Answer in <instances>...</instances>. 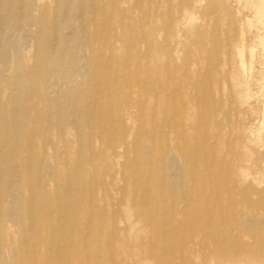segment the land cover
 Instances as JSON below:
<instances>
[{"label": "rangeland", "instance_id": "1", "mask_svg": "<svg viewBox=\"0 0 264 264\" xmlns=\"http://www.w3.org/2000/svg\"><path fill=\"white\" fill-rule=\"evenodd\" d=\"M71 1L0 0V141L15 127L23 137L17 159L0 147V264H154L167 247L171 264H227L216 247L249 264L244 246L264 248L254 0ZM125 99L140 109L126 134L115 110ZM63 113L79 118L83 141L53 129ZM176 144L182 169L161 161ZM176 198L166 224L162 204Z\"/></svg>", "mask_w": 264, "mask_h": 264}, {"label": "bare ground", "instance_id": "2", "mask_svg": "<svg viewBox=\"0 0 264 264\" xmlns=\"http://www.w3.org/2000/svg\"><path fill=\"white\" fill-rule=\"evenodd\" d=\"M71 1V0H70ZM90 1V0H89ZM72 2V1H71ZM70 4V3H69ZM84 4V3H83ZM68 5V4H67ZM1 6V5H0ZM68 7V6H67ZM89 7H90V5H89ZM94 7H95V5H94ZM70 8V7H69ZM252 8V7H251ZM63 9H64V7H63ZM254 9H255V14H256V18H257V21L259 22V23H262L263 21H264V0H254ZM67 10H69V9H67ZM83 11L85 12V10H84V8H83ZM67 12V11H66ZM69 13V12H68ZM68 13H67V15H68ZM56 16V15H55ZM34 17V16H33ZM76 17V16H75ZM84 18V17H83ZM82 19V18H81ZM37 23H38V25L39 26H41V25H43V23H44V15H42V16H40L38 19H37ZM76 23V22H75ZM73 24V23H72ZM69 25V24H68ZM75 25V24H74ZM56 26V25H55ZM2 28V27H1ZM74 30H75V28H74ZM73 30V31H74ZM32 31V30H31ZM75 32V31H74ZM40 34V33H39ZM73 34V33H72ZM60 35V34H59ZM20 38V37H19ZM55 39H56V36H55ZM20 41V40H19ZM24 43V42H23ZM36 45V44H35ZM56 45V44H55ZM132 45V44H131ZM130 45V46H131ZM132 48H133V46H132ZM63 49V48H62ZM36 50V49H35ZM87 51V50H86ZM83 53H84V51H83ZM140 55V54H139ZM15 58V57H14ZM112 61V60H111ZM14 63H15V60H14ZM241 67V66H240ZM242 67H243V64H242ZM17 68V67H16ZM11 69V68H10ZM82 69H83V67H82ZM10 71V70H9ZM84 71V70H83ZM16 73H18L17 72V70H16ZM142 73V72H141ZM245 73V72H244ZM10 74V73H9ZM19 74V73H18ZM17 74V75H18ZM19 76H20V74H19ZM139 77V76H138ZM144 78V77H143ZM142 78V79H143ZM146 78V77H145ZM87 80V79H86ZM146 80H148V79H146ZM146 80H144V81H146ZM21 81V80H20ZM149 81V80H148ZM10 86H11V88L14 90V93L16 94L15 95V101H16V103H19V101H20V96L18 95V93H20V90H21V87H20V84H21V82L18 84V80H16V79H14V80H12V81H10L9 83H8ZM25 89V88H24ZM178 90V89H177ZM17 91V92H16ZM78 93H79V91L78 90H72L71 91V94H74L73 96H75V97H73V98H76V96L78 95ZM175 93V92H174ZM21 94V93H20ZM4 96V95H3ZM125 102H120L119 104H118V106H116V109L115 110H118L119 111V113H120V116H119V119H120V121H121V123L124 125L123 126V128L125 129V131H124V134H126L127 133V127H126V124H132V123H134V115L136 114V112H138L140 109H139V106L137 105V103L135 102V101H133L132 99H128L127 101H126V99L124 100ZM77 103V102H76ZM12 104V103H11ZM96 104V103H95ZM40 105H42V104H40ZM74 107V108H76L75 107V104L73 105H69V108L70 107ZM13 109V111L15 110H17V109H15L16 107L15 106H13L12 107ZM262 109H263V107H262ZM262 112H263V114H262V126H264V109L262 110ZM27 114V113H26ZM62 116L58 119V120H56V122H54V125H53V129L54 130H57V131H59V130H61L62 132H64L68 127H74V129L76 130V132H77V136H78V139H79V141L81 142V141H83L84 140V137L82 138V134H81V131H80V124H79V118L77 117V118H74V120L73 121H71L70 120V118L67 116V113H63V114H61ZM15 116H16V114H15ZM14 116V117H15ZM0 118H1V115H0ZM13 120L15 121V119L13 118ZM119 121V122H120ZM9 124H11V122L9 123ZM18 125V124H17ZM261 126V127H262ZM18 129V128H17ZM83 130V129H82ZM90 131V130H89ZM1 136H2V139H1V141H0V147L2 146L3 147V149H5L6 151H3V152H6L7 153V155H8V153H10L11 154V157H15L16 156V152L18 151V149H19V146H18V143L19 142H15V140L18 138V137H20V135H21V129H20V132H18L17 130H16V127H15V129H14V131L12 132V134L13 135H9L8 133H6V132H1ZM23 134V133H22ZM72 134H73V132H72ZM21 137H22V135H21ZM50 137V136H49ZM12 138V143H10V141H9V139H11ZM23 138V137H22ZM87 139H89V141L90 142H92V141H94V139L92 138V136H89V137H87ZM112 139V138H111ZM50 140H52V139H50ZM113 140V139H112ZM49 142V141H48ZM21 143V142H20ZM70 143V142H69ZM95 143V142H94ZM208 144H209V142H208ZM107 145V144H106ZM181 145V144H180ZM62 147V146H61ZM153 147H154V145H153ZM60 148V147H59ZM58 148V149H59ZM196 149H197V147H196ZM62 150V149H61ZM55 151V150H54ZM59 151V150H58ZM202 151H203V149H202ZM184 154H186L185 152H184V148H181L178 144H176V145H174V146H172V147H170V146H165L163 149H162V152H161V161H162V163H165L167 160H174L178 165H180L181 166V169H182V164H184V158H185V155ZM15 159H17L16 157H15ZM198 159V158H197ZM79 160V159H78ZM66 161V160H65ZM27 162H30L29 160H27ZM21 163V162H20ZM170 163H171V161H170ZM42 164V163H41ZM175 164V163H174ZM9 165H10V162H9V159L8 158H3V160H2V170H6V171H9L10 172V174L11 175H16V176H18V174H19V168H20V165H19V163L17 162L16 164H14L13 165V167L11 168V167H9ZM11 166V165H10ZM28 166H30V164L28 165ZM65 166H68V163L65 165ZM211 167V166H210ZM30 169V168H29ZM40 169H41V166H40ZM28 170V169H27ZM36 171V170H35ZM179 171V170H178ZM30 172V171H29ZM183 172V171H182ZM28 173V172H27ZM172 173V172H171ZM194 173V169H193V172H192V174ZM191 174V175H192ZM245 174V173H244ZM46 175V174H45ZM75 175H76V173H75ZM47 176V175H46ZM209 176V175H208ZM2 177V176H1ZM0 177V178H1ZM19 177H20V175H19ZM210 177V176H209ZM209 177H208V179H209ZM53 178H54V180L57 182V176H56V171H55V173L53 174ZM192 178H193V176H192ZM18 179V178H17ZM16 179V180H17ZM47 179V178H46ZM46 179H45V181H42V178H40L39 179V182L41 183H46L47 181H46ZM182 179H184V177L182 176ZM21 180V183H25L26 182V184H28L29 186L32 184V182L30 181V180H27L25 177H21V178H19L17 181L19 182ZM44 180V179H43ZM15 181V180H14ZM16 181V182H17ZM70 182V181H69ZM262 182V181H261ZM20 183V182H19ZM180 184V183H179ZM45 185V184H44ZM50 185V184H49ZM32 186V185H31ZM39 186V185H38ZM32 189V188H31ZM33 190V189H32ZM147 191V190H146ZM69 192V191H68ZM18 193H19V191H18ZM56 193V192H55ZM70 193V192H69ZM57 195V194H56ZM63 196V195H62ZM142 199H144V198H142ZM20 202H22V201H20ZM180 202V200H179V198H176V201L175 202H173L172 204H169V203H165V202H163V204H162V209H161V211H160V216L162 217V221L164 222V223H170L171 221H173L174 219H175V217H176V215H178L179 214V209L177 208V204ZM73 203V202H72ZM141 203V202H140ZM33 204V203H32ZM31 204V205H32ZM117 204V203H116ZM144 205V204H143ZM53 206L54 205H52V208H53ZM21 208H22V206H21ZM117 208H118V206H117ZM65 209V208H64ZM22 210V209H21ZM33 211V210H32ZM20 212V211H19ZM21 213V212H20ZM21 215V214H20ZM32 215V214H31ZM242 215V214H241ZM248 215V214H247ZM259 215V214H258ZM242 217V216H241ZM243 217H245V216H243ZM57 218V217H56ZM62 218V217H61ZM249 218H250V216H249ZM244 219V218H243ZM1 220V219H0ZM116 221V218L114 219V218H111V224H114V223H116L115 221ZM246 220V219H245ZM248 222V221H247ZM118 224V223H117ZM254 224V223H253ZM54 225V224H53ZM62 225V224H61ZM28 226V225H27ZM41 226V225H40ZM29 227H30V225H29ZM252 228V227H251ZM31 229V228H30ZM3 230V229H2ZM25 231V230H24ZM30 231H32V230H30ZM164 232H168L167 230H165ZM47 233V232H46ZM176 233V232H175ZM27 238V237H26ZM254 238H256V236L254 235ZM59 241V240H58ZM224 241V240H223ZM155 243V242H154ZM221 245V244H220ZM155 247L157 246V244L156 245H154ZM226 246V245H225ZM224 246V247H225ZM159 247V246H158ZM173 247V246H172ZM224 247H221V248H224ZM149 248H151V247H149ZM10 249V248H9ZM162 249V248H161ZM173 249H175V248H173ZM172 249V250H173ZM248 251V253L250 254V256H248V254H247V252H246V250ZM15 251V250H14ZM26 251V250H25ZM243 251H244V253H245V255H244V257L248 260V262H249V264H264V248L263 247H261V246H257V245H245L244 246V248H243ZM172 253H174V252H172L171 251V249H170V247H167V248H165L164 250H162V253H161V255H160V257L159 258H157V259H159V260H154L153 259V263L154 264H171V263H169V260H173L174 258H173V255H172ZM9 254V253H8ZM112 254V253H111ZM215 254L217 255V257H219V258H221V257H224V255L226 256V260H225V262L227 263V264H235V260L237 259V258H240V256H239V254H238V252L237 251H235V250H230L228 253H225L224 251H222V250H220L218 247H216V250H215ZM16 260V259H15ZM118 260V259H117ZM180 260V259H179ZM185 259L183 258V260H182V264H185ZM3 264V263H2Z\"/></svg>", "mask_w": 264, "mask_h": 264}]
</instances>
